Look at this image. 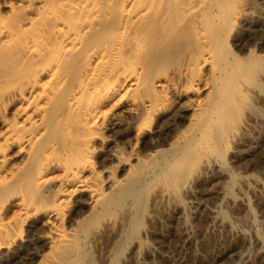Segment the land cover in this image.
Segmentation results:
<instances>
[{"label":"bare ground","instance_id":"obj_1","mask_svg":"<svg viewBox=\"0 0 264 264\" xmlns=\"http://www.w3.org/2000/svg\"><path fill=\"white\" fill-rule=\"evenodd\" d=\"M258 1L0 0V264H88L94 245L119 264L133 241L129 258L153 264L165 246L146 242L145 222L166 210L178 248L185 198L249 215L253 194L264 218ZM252 230L163 264H232L251 237L263 248L241 262L264 264Z\"/></svg>","mask_w":264,"mask_h":264},{"label":"rangeland","instance_id":"obj_2","mask_svg":"<svg viewBox=\"0 0 264 264\" xmlns=\"http://www.w3.org/2000/svg\"><path fill=\"white\" fill-rule=\"evenodd\" d=\"M261 1V2H260ZM263 0H259L257 3H256V7L257 6H259V8L257 7V10H259L260 11V13H262V12H264V1L262 2ZM260 6H262L261 8H260ZM263 8V9H262ZM254 126H255V129H259L260 127V122H259V124L258 123H255L254 124ZM259 170V171H258ZM252 172H255V171H252ZM256 174H258V176H260V178L262 179V180H264V170L262 171V169H257V171L255 172ZM202 175V176H201ZM201 177H199V180L198 181H201V179H202V177H203V179H205V178H210L211 180H214V178H215V172L213 171V170H211L210 168L208 169V170H204L203 172H201ZM212 176V177H211ZM202 179V180H203ZM192 183H193V186L194 187H196L197 185H196V183L197 182H193L192 181ZM193 186L191 185V188L192 189H190V191L193 193H199L201 190H204V189H201V188H199L198 189V187H196V188H193ZM224 187V185L221 187V192L223 191L224 192V189H222ZM236 192H237V190H235ZM250 196H253V197H251L252 199H251V203H252V208L254 209V207H255V209H254V211H255V215L253 216V212L254 211H252L251 213H249V215L247 214V212H245V210H237V211H234V208H231L226 202V200L225 199H223V198H220V199H218V200H216V201H214V202H209V201H205V200H200V198H197V199H193V198H185V200H188V201H185V209H186V215L185 216H187V215H189V219H191V220H189V221H185V220H181V228H182V230H181V233H183L182 235H183V237H182V240H183V242L181 241V243L179 244V246H178V248H172V236L170 235V230H171V224H170V220L168 219V215H167V211L166 210H163L162 209V211L160 212V215H158V214H156L157 216H155V218L152 220V225H151V223H149V222H145V226L143 227V234H142V236H145V240H146V242L148 243V244H150V246L151 247H155V248H158L157 246H160L161 244H159L158 242V240L160 239V241H162V242H164L163 243V245L165 246V247H163V250H165V251H157V249L155 250L154 249V256H153V258L151 259V261H152V263L154 264H156V263H164L163 262V258H165V259H167V257H169L168 259H169V261L170 260H172V261H176L175 259H179V257H180V260L181 261H187L188 259H190L191 258V255L193 254L192 252H195V254H198V255H204V253H205V249H209V252H213L214 250H215V247H217L218 246V242H220L221 241V239L222 240H224V238L226 237V236H232L233 234L234 235H238V234H244V232H245V230L247 231L246 233H245V235H247L248 237H250V235H251V233H252V231H254V230H252L253 228L254 229H256V228H260L261 230H263L264 231V223H261V221L264 219V218H262V215H261V210L259 209V206L257 205L258 203H259V200H260V198L258 199V197H256V196H254L253 194H250ZM254 197H255V199H254ZM223 200H225L226 202H224ZM253 200H255V201H253ZM256 200H258V201H256ZM201 201H203L202 202V204L201 203H198V202H201ZM217 204H216V203ZM254 202H256V205L258 206V208H257V206L255 205V203ZM205 203V204H204ZM223 203V204H222ZM225 203L227 204V205H225ZM231 203V202H230ZM229 203V204H230ZM254 204V205H253ZM195 205V206H194ZM196 205H199V206H197L196 207ZM208 205V206H207ZM231 205V204H230ZM13 206V205H12ZM11 206V207H12ZM188 206V207H187ZM193 207H195V208H193ZM201 208H205L206 210H209V211H211L212 213H214V215H218V217H219V220H224L225 218H224V216L226 217L227 215V217H226V220L228 221V223H227V221L226 220H224V221H222V224H224V223H227V224H225L224 225V227H223V225L221 224V227L219 226V224H220V222L218 223V225H213L212 223H209V224H207V227H205L206 226V224L205 225H201L200 223H199V221L197 222L196 220H199L197 217H198V213H199V210ZM260 210V213H259V210ZM198 210V212H196ZM233 210V211H232ZM214 211V212H213ZM223 211V213L220 215L219 213L217 214L216 212H222ZM246 215V217H245V215H243V214H238V213H242V212ZM167 212V213H166ZM225 212V213H224ZM233 212V213H232ZM235 212V213H234ZM236 212H237V214H236ZM197 213V215H195ZM165 214V215H164ZM251 214V215H250ZM224 215V216H223ZM239 215H243V216H239ZM258 215V216H257ZM261 215V216H260ZM197 216V217H196ZM247 216H250L249 218L247 217ZM253 216V218H251ZM261 217V218H260ZM164 218V219H163ZM221 218V219H220ZM242 218V219H241ZM248 218L249 220H246V219ZM261 220H260V219ZM184 219V218H183ZM244 219H245V221H244ZM231 220V221H230ZM147 221H149V219L147 220ZM151 221V220H150ZM156 221V222H155ZM168 221V222H167ZM245 223H244V222ZM230 222V223H229ZM169 223V224H168ZM257 223V224H256ZM186 224V225H185ZM213 225V227H211L210 225ZM228 224H230V225H228ZM231 224H232V227H231ZM245 224H246V226H245ZM250 225L251 224V227L250 228H252V229H249V227H248V225ZM153 225H154V227H153ZM197 225V226H196ZM199 225V226H198ZM200 225H201V228H202V230H201V228H200ZM253 225V226H252ZM258 227H257V226ZM170 226V227H169ZM209 226V227H208ZM231 227V228H229V227ZM155 229H153V228ZM191 227H193V229H191ZM210 227L212 228V229H210ZM215 227V228H214ZM227 227V228H226ZM204 228H205V231H204ZM218 228V229H217ZM169 229V230H168ZM199 229L201 230L200 232H199ZM208 229V230H207ZM226 229V230H225ZM232 229V230H231ZM250 231H249V230ZM168 230V232H166ZM184 230V231H183ZM193 230V231H192ZM211 230H212V232L213 233H211ZM231 230V231H230ZM252 230V231H251ZM153 231V232H152ZM183 231V232H182ZM197 231V232H196ZM203 231V232H202ZM206 231L208 232V233H206ZM228 231V232H227ZM263 231H262V233H263ZM189 232H191V233H189ZM215 232V233H214ZM232 232H234V233H232ZM236 232H237V234H236ZM242 232V233H241ZM250 232V233H249ZM101 233H102V235H105V237H104V241H110L111 242V235H109V236H106L107 235V230H106V228H103L102 229V231H101ZM155 233V234H154ZM157 233H158V235H157ZM203 233V234H202ZM232 233V234H231ZM147 234V235H146ZM167 234V235H166ZM192 234H194V236H192ZM230 234V235H229ZM249 234V235H248ZM205 235V236H204ZM207 235V236H206ZM263 235H264V233H263ZM154 236H155V238H157L158 236V238L157 239H155L154 238ZM165 236V237H164ZM152 237V238H151ZM168 237V238H167ZM195 237H197V238H195ZM212 237H213V239H212ZM144 238V237H143ZM165 238V239H164ZM167 238V239H166ZM150 239V240H149ZM169 239V240H168ZM186 239V240H185ZM190 239V240H189ZM194 239V240H193ZM204 239V240H203ZM157 240V241H156ZM169 241V244L167 243V241ZM186 242H185V241ZM191 240H192V242H191ZM198 240V241H197ZM202 240H203V242H204V245L202 246ZM166 241V242H165ZM190 241V242H189ZM207 241V242H206ZM209 242V243H208ZM132 244H128V245H126V248L124 249V250H122L121 251V257H120V260H119V264H131L132 262L131 261H133L134 262V259H137L135 256H133V258H132V260L129 258L130 257V255H131V252H132V249L131 248H133V246H134V244H135V242L133 241V242H131ZM154 243H156L155 245H154ZM165 243H167V244H165ZM189 243V244H188ZM193 243V244H192ZM212 243V244H211ZM158 244V245H157ZM188 246H187V245ZM198 244H199V246H198ZM215 244V245H214ZM257 244V245H256ZM108 245V244H107ZM110 245V244H109ZM162 245V246H163ZM184 245V246H183ZM206 245V247H208V248H206V247H204ZM210 245V246H209ZM249 245V246H248ZM248 245L245 247V248H243L242 250H241V252H240V254H239V256H240V258H238L237 260H235L232 264H243L241 261H242V259H247V257L248 258H250V260H251V258H252V256L255 254V253H253V252H256L257 250H259L260 248L262 249L263 247H261V244L259 245L258 243H257V241L255 242L254 241V239L251 237V238H248ZM167 246L170 248H167ZM186 246V247H185ZM194 246V247H193ZM196 246V247H195ZM211 246H212V248H211ZM257 246H259V248L257 247ZM101 246H99L98 247V245H94L93 247H92V249L90 250V255H88L89 257V259H88V264H104V257H103V255H102V250H101V248H100ZM112 247V246H111ZM130 247V248H129ZM185 247V248H184ZM204 247V248H203ZM213 247H214V249H213ZM258 248V249H256V248ZM164 248H166V249H164ZM172 248V249H171ZM181 248V249H180ZM189 250H188V249ZM192 248H194V251L192 250ZM202 250H201V249ZM111 249V248H110ZM173 249H175V251L173 250ZM176 249H178V250H176ZM255 249V250H254ZM170 250V251H169ZM213 250V251H212ZM130 251V252H129ZM174 251V252H173ZM111 252V251H110ZM159 252H160V255H159ZM166 254H164V253ZM167 252V253H166ZM198 252V253H197ZM124 253V254H123ZM156 253V254H155ZM177 253H179V254H177ZM189 256H188V255ZM160 256V257H159ZM163 256V257H162ZM242 256V257H241ZM245 256H246V258H245ZM129 259H128V258ZM156 257V258H155ZM126 258V259H125ZM171 258H173V259H171ZM122 259V260H121ZM124 259V260H123ZM128 261V262H127ZM130 261V262H129ZM136 261V260H135ZM137 261H138V259H137ZM136 261V262H137ZM140 261V260H139ZM168 261V260H167ZM168 261V262H169ZM172 261H170V262H172ZM169 262V263H170ZM158 263V264H159ZM208 263V262H207ZM134 264H135V262H134ZM166 264V263H165ZM223 264H225V263H223Z\"/></svg>","mask_w":264,"mask_h":264}]
</instances>
